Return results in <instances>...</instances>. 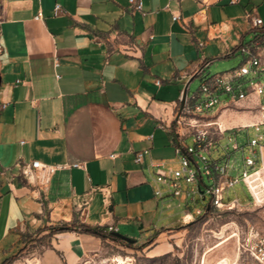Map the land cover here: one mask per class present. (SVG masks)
I'll return each instance as SVG.
<instances>
[{
	"label": "crops",
	"instance_id": "0c3cea01",
	"mask_svg": "<svg viewBox=\"0 0 264 264\" xmlns=\"http://www.w3.org/2000/svg\"><path fill=\"white\" fill-rule=\"evenodd\" d=\"M234 1L142 0L140 11L130 0H0V246L11 237L24 247L43 222L123 234L153 225L143 244L198 223L182 214L170 226L156 164L175 169L190 136L173 130L184 92L198 96L191 84L216 75L211 64L255 32L251 16L264 21V0ZM34 161L55 171L34 169L29 180L22 170ZM102 242L56 233L41 259L78 264Z\"/></svg>",
	"mask_w": 264,
	"mask_h": 264
},
{
	"label": "rangeland",
	"instance_id": "374dc122",
	"mask_svg": "<svg viewBox=\"0 0 264 264\" xmlns=\"http://www.w3.org/2000/svg\"><path fill=\"white\" fill-rule=\"evenodd\" d=\"M254 32H248L244 35V43L250 41V35ZM244 60L240 49L229 58L216 59L210 66L209 72L214 74H228V72L241 66ZM259 81L264 83V76ZM201 80L196 79L189 88L190 95L200 93ZM228 101L227 96H222V103L211 110L206 116V121H212L210 127L211 136L214 145L210 147L207 154L208 159L220 161L221 164H229L228 178H242L245 169V157L252 153L250 140L257 138L260 133L264 135V126L261 132H257L253 127L245 128L244 126L253 123L256 120V102L253 98L249 101L225 104ZM190 120L186 119L181 123H176L174 131L183 132L184 136L190 135L193 131ZM203 123V120L202 122ZM225 133V135H224ZM232 137V140H230ZM184 146H193V136H188L183 141ZM238 144L239 148H236ZM264 145V140L261 141ZM258 146L255 150L258 151ZM264 156V149H263ZM179 158V157H177ZM193 166L203 177L200 180L202 189L194 196H188L187 192L193 186L198 187V183L188 185L185 178L180 181L182 184V196H175L173 193L166 197L165 213L169 215L168 223L172 227H178L179 219L185 211L196 213L199 208L204 209L212 200V195L207 193L205 198L202 191L206 186L213 185L204 172L203 161L195 163ZM175 169H182V165L177 160L174 162ZM260 168V169H259ZM258 174L252 179L249 189L257 194L256 201L249 199L250 192L248 187L242 183L236 184L234 188L224 193L225 200L239 198L242 205L233 207L230 210L216 211L202 222L187 229H177L166 232L162 239H153L148 244L143 242L152 238L154 226H145L142 228V222H137L130 229L128 234H123L121 230H116L119 234L134 239L135 243L126 241L106 240L102 242L99 251L90 253L78 264H202L206 259H215L222 257L234 256L237 243L234 238L224 241L232 231L239 229L244 230L247 224H253L257 229L264 233V165L258 167ZM200 171V174H199ZM61 222H43L33 232L26 233L24 247H19L12 238L6 240L0 246V264L7 255L14 254L13 258L7 264H43L41 255L49 247L53 238V228ZM158 227H163L164 223L159 222ZM153 251L151 248H161ZM19 247V248H18ZM6 249L7 252H4ZM229 258V257H228ZM45 263V262H44Z\"/></svg>",
	"mask_w": 264,
	"mask_h": 264
},
{
	"label": "built area",
	"instance_id": "2783aa9c",
	"mask_svg": "<svg viewBox=\"0 0 264 264\" xmlns=\"http://www.w3.org/2000/svg\"><path fill=\"white\" fill-rule=\"evenodd\" d=\"M232 2H235L232 0ZM130 3L136 10L143 9L142 0H130ZM61 11L59 5L55 8V14ZM40 16H37L39 19ZM177 19V16H174ZM250 22L255 30L250 35V41L248 43H242L239 47L241 50L244 61L241 66L234 69L228 74H216L212 78L205 80L201 83L198 96H187L185 105L180 112L178 123H181V119L188 116L196 117L195 121L191 124L193 131L190 135L193 136V146H183L178 144L176 151L180 158L182 169H168L161 168V164H156L157 175L156 181L167 188L168 193H173L175 196H182V184L181 180L185 178L188 185L198 183V187L193 186L187 192L188 196L196 193L202 189L199 181L203 182V177L192 164V161L199 163L203 161L204 172L208 175L209 179L213 181V185L206 186V190L202 191L205 198L207 193L212 195V200L208 206L204 209L199 208L196 213L191 211H185L183 216V222L189 224L192 222L200 221L203 218L211 216V211H223L230 210L233 207L242 205L239 198L225 200L224 193L229 189L234 188L236 184H244L248 187L250 192L249 199L256 201L257 194L253 190L249 189L251 179L258 174V167L264 165L263 149L264 145L261 141L264 140V135L261 132L264 126V83L259 79L264 76V21L259 16H251ZM0 51H2V45L0 44ZM225 95L229 102L224 103H237L241 101H249L253 98L257 99L255 104L256 108V120L244 126L245 128L253 127L260 134L257 138L250 140L252 147V153L245 157V169L243 171L242 178H228L229 164H221L220 161L208 159V153L210 147L214 145L213 137L210 135V127L212 121H203V116L208 114L211 110L216 108L222 103V96ZM192 122V121H191ZM232 140V137H230ZM258 146V151L255 147ZM236 148L239 146L236 144ZM143 159V153L138 152L136 154L135 161L141 162ZM78 166V164H74ZM47 168L49 172H54L55 168L46 167L39 161H34L30 165L23 167V175L34 181V169ZM252 184V183H251ZM158 196H163L161 190H157ZM205 220V219H204ZM245 229L240 232L239 229L234 230L224 240L234 238L237 243L235 254L232 258L222 257L214 264H264V233L257 229L253 224H247ZM117 228L110 226L108 231L117 232ZM205 264V261H202Z\"/></svg>",
	"mask_w": 264,
	"mask_h": 264
},
{
	"label": "trees",
	"instance_id": "16d2710c",
	"mask_svg": "<svg viewBox=\"0 0 264 264\" xmlns=\"http://www.w3.org/2000/svg\"><path fill=\"white\" fill-rule=\"evenodd\" d=\"M214 212L216 211H211V214ZM204 219L206 218H203L198 222H202ZM71 231L90 234V235L99 237L102 241H106V240L120 241L121 240L114 236L113 234L114 232L108 231V228L106 226H91L87 223L81 222L79 219H75L72 222H61L57 224L53 228L52 233L56 234V233L71 232ZM57 253L61 255L59 251H57ZM13 256L14 254L3 259L1 264H7L8 262H10Z\"/></svg>",
	"mask_w": 264,
	"mask_h": 264
},
{
	"label": "water",
	"instance_id": "95a60500",
	"mask_svg": "<svg viewBox=\"0 0 264 264\" xmlns=\"http://www.w3.org/2000/svg\"><path fill=\"white\" fill-rule=\"evenodd\" d=\"M0 87H1V77H0ZM186 97H187V90L184 92L183 97L181 99L179 113L177 114V119H179L180 112H181V110L183 109V107L185 105ZM113 234H114L115 237H117V238H119V239H121L123 241H126L128 243H135L136 242L134 239H131V238L127 237V236L121 235L118 232H114Z\"/></svg>",
	"mask_w": 264,
	"mask_h": 264
}]
</instances>
